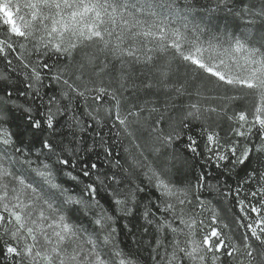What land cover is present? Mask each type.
Returning <instances> with one entry per match:
<instances>
[{"label": "snow or ice", "instance_id": "1", "mask_svg": "<svg viewBox=\"0 0 264 264\" xmlns=\"http://www.w3.org/2000/svg\"><path fill=\"white\" fill-rule=\"evenodd\" d=\"M0 264H264V0H0Z\"/></svg>", "mask_w": 264, "mask_h": 264}, {"label": "trees", "instance_id": "2", "mask_svg": "<svg viewBox=\"0 0 264 264\" xmlns=\"http://www.w3.org/2000/svg\"><path fill=\"white\" fill-rule=\"evenodd\" d=\"M244 101H240L237 103V107H243L244 106ZM228 124L227 121H223L222 122V129H227ZM198 126H197V122H193V127L191 129V134L192 135H197L198 133ZM223 134V131L222 133ZM186 141H182L180 144L176 145L177 148L182 149L183 148V144ZM127 142L125 141V144ZM116 152L120 153V155H123V145L118 147L116 150ZM185 155H187L191 161L192 164V173L191 175H189L188 179L190 180H195V176L199 174L200 171H204L205 173H208L209 175L212 176H217L219 177L221 180H224L225 177L221 175L220 170L216 169L214 166H208V167H203L205 159L207 158L206 156L204 157H196L195 159H192L193 154H191L190 152H186ZM123 162V161H122ZM260 166V162L259 160H253L251 165L249 166V170L251 168H255V167H259ZM237 172H239V175L236 174V172H233L231 175L230 179H227V183L229 185H232L233 187H235L236 182H238L244 175L245 172L244 171H240L239 169H237ZM211 183H216V180H211ZM68 187H73L72 184H68L66 185ZM205 199H209L212 200L213 204H216L217 199L222 200L223 203L222 205H217V207L220 210L221 216L223 218V221L225 223H229L231 225V218L233 213L236 211V209L234 208V202H232V198L229 197L227 200H223L222 197H217V198H213L211 196L207 195V192H205L204 194ZM147 239V238H146ZM126 243H131V241H126ZM145 256H147V252L144 253Z\"/></svg>", "mask_w": 264, "mask_h": 264}]
</instances>
